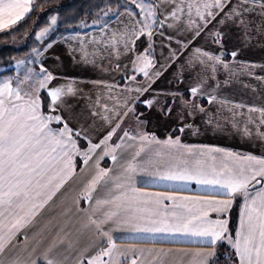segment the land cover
I'll return each mask as SVG.
<instances>
[{"label":"snow or ice","instance_id":"snow-or-ice-1","mask_svg":"<svg viewBox=\"0 0 264 264\" xmlns=\"http://www.w3.org/2000/svg\"><path fill=\"white\" fill-rule=\"evenodd\" d=\"M34 7L33 0H0V31L22 21ZM96 12L91 22H77L81 28L95 26L96 33L74 32L72 39L79 44L73 52L78 51L83 62L94 65L105 55L125 60L123 78L128 81L123 86L91 81L105 85L103 95L97 90L89 105V114L102 121L99 129L96 119L86 126L84 114L75 107L73 98L79 91L75 78L57 76L42 62L41 56L51 43L32 48L31 59L16 61L17 69L26 67L22 78L18 73L14 78L0 79V264H69L73 251V264H185L169 261L164 249L118 245L113 229L120 227L143 239L183 234L186 239L198 238L212 246L227 241L235 257L233 264H264V155L186 144L179 136L160 139L141 128L146 121L138 118L134 129L121 127L129 111L135 113L137 102L152 106L154 98L141 101L140 96L172 62L182 58L179 67L181 71L186 68L193 81L187 90L189 97L186 99L183 92L165 93L173 97V103L179 96L181 120L182 113L194 116L199 112L211 123V115L203 106L206 99L209 104H219L218 113L230 112V123L239 128L235 117L241 113L236 109L247 107L242 134L251 135L253 130L248 125L254 124L255 133L264 138V107L243 105L217 95V73L221 67L228 69L222 58L221 26L234 25L246 38L253 27L264 31V0H125L123 4L116 0L115 8L112 0H105ZM48 20L46 26L34 29L38 41L44 40L57 24L58 16L52 14ZM213 21L215 24L208 28ZM206 28L205 35L221 46L218 52L192 45ZM157 37L163 38L162 62L157 59ZM173 41L178 47L173 48ZM230 55L235 57L236 52ZM32 65H39L38 70ZM115 67L120 68V63ZM121 87L123 94L113 95ZM171 107L167 105L168 111ZM253 112L259 114L255 119ZM118 129V138L113 141ZM151 145L158 147L152 149ZM146 148L150 154L140 159ZM118 150L127 153L120 157L124 159L120 170L101 167L105 157L117 161ZM77 158L82 161V172L92 169L76 198L89 204L82 209L86 222L75 231L55 227L51 220L37 226L41 211L74 179ZM145 165L155 166L151 175L157 184L184 190L188 182L195 181L211 195L179 196L138 188L133 177L138 171H146ZM98 186L104 192L94 198ZM238 196L239 221L230 229L227 213ZM210 213H215V218ZM85 233L87 240L81 243ZM188 255L186 264H209L214 250Z\"/></svg>","mask_w":264,"mask_h":264},{"label":"crops","instance_id":"crops-1","mask_svg":"<svg viewBox=\"0 0 264 264\" xmlns=\"http://www.w3.org/2000/svg\"><path fill=\"white\" fill-rule=\"evenodd\" d=\"M114 24L115 21H112ZM256 23H260V18H256ZM215 21L208 25L212 28ZM201 33L192 41V45H197L205 50L219 51L220 45L212 42L211 37L205 35L208 31ZM221 31L224 32L222 37L223 43V59L228 63V69H221L217 73V78L220 81L217 95L227 98L243 105H250L255 107H264V31H259L253 27L248 37H245L244 32L234 25L228 24L221 26ZM85 34H95L96 27H90ZM74 32L63 35L62 37L50 42L51 47L47 48L41 56L42 62L46 67L57 76H64L75 78L74 84L77 87L78 95L74 97L75 107L81 111L86 118V126L90 124L93 119H96V127L99 129L102 121L94 118L89 114V105L94 102L97 90L103 95L104 84H93L91 81L101 80L107 82H115L123 86L128 83L123 77L125 76L124 65L125 60L116 61L115 58H109L105 55L103 58H97L95 65L92 63H85L80 59V53L73 52V48L78 47V40H73ZM162 37H157L156 54L160 61ZM49 44V43H47ZM173 48L178 47L173 41ZM164 55H168L167 47L163 49ZM236 52V56L232 57L230 53ZM187 55V52L184 53ZM75 56V59H74ZM120 63V68L115 67V63ZM162 62V61H160ZM183 63L182 58H177L172 62L162 75L156 79L149 91L144 92L140 96V100L146 98H154L152 106H147L141 102H137L135 113L131 110L128 116L122 123V128L134 129L137 118L141 121H146V124H141L140 127L155 135L160 139H165L168 135L172 137L179 136L183 143L191 145H214L224 148L232 149L237 153H253L255 155H264V138H261L255 133V125L249 124L251 128V135H243L242 129L244 122L247 119L248 108L236 109L241 115H237L235 119L239 122L240 127L234 128L230 123L232 114L227 110L217 112L219 108L218 103L209 104L206 99L203 101V106L211 115L212 122L208 123L207 118L203 113L197 112L194 116H188L186 113L184 119H180L178 109L180 108L179 96L176 97V103H173V97L166 95L168 91H175L177 93L183 92L185 98L189 97L188 88L193 84L189 78L187 69L181 71L179 65ZM38 70L39 65H34ZM183 79H180V76ZM138 80H143L142 76H138ZM227 81V83H225ZM123 94V88L115 89L113 95ZM91 98V99H90ZM111 103V102H110ZM167 105H171V111H168ZM253 118L258 117L257 112L251 113ZM224 117H228L225 120ZM190 125V126H188ZM183 126V131L180 128ZM103 131V129H101ZM120 130L113 136V141H116ZM95 142L96 135H93ZM156 145H151L150 148L155 149ZM128 151H131L129 149ZM149 149H145L141 153L140 159H146ZM126 152L118 150V159L113 162L110 157H105L100 161L101 167H108L114 172L119 171L124 159L120 158L126 156ZM77 169L73 180H69L64 187L57 192L50 201L49 205L41 211L38 218V224L44 221L51 220L55 227H64L67 229H76L81 227L82 223L86 222V213L82 209L89 207V204L80 198L77 202L76 198L80 189L86 183L92 174V169L81 171L82 161L77 158ZM146 171H138L135 173L133 179L136 187L146 189L149 192L177 194L179 196H190L206 198L211 194L201 190L195 181L188 182V188L179 190L174 187H168L165 184L155 183V177L151 175L154 170V165H145ZM104 190L98 186L96 192L93 193L95 198L97 195H103ZM241 198L238 196L234 200L231 208L227 213L229 220V228L234 229L239 221ZM166 204L170 201L165 200ZM215 218V213H210ZM32 228L28 230L31 235ZM87 233L81 243L87 240ZM113 236L116 238V243L121 246H136L142 248L164 249L169 255V261L187 262L190 259L189 253H194L198 250L213 249L214 255L209 257V264H233V250L228 245L227 241H218L215 246L207 243H201L198 238H184L183 234H162L157 236L155 240L143 239L136 236L125 228H114ZM23 237H21V240ZM106 246V245H105ZM91 251V250H90ZM228 254V255H227ZM76 253H71L69 264H73V259ZM224 258L220 260V258Z\"/></svg>","mask_w":264,"mask_h":264},{"label":"trees","instance_id":"trees-1","mask_svg":"<svg viewBox=\"0 0 264 264\" xmlns=\"http://www.w3.org/2000/svg\"><path fill=\"white\" fill-rule=\"evenodd\" d=\"M105 0H33L34 10L22 21L17 22L12 28L0 31V65L21 58L28 53V48L21 46L15 47L13 40L15 38L30 40L34 35V29L46 26L49 23L48 17L52 14L58 16V22L55 25L56 34L50 37L47 43H50L65 34L88 29H81L77 23L79 20H91L97 14V6L103 7ZM125 0H120L123 4ZM113 7H116V0H112ZM90 28V27H89ZM7 33V34H6ZM5 70L0 71V75ZM224 258H220L223 260Z\"/></svg>","mask_w":264,"mask_h":264},{"label":"rangeland","instance_id":"rangeland-1","mask_svg":"<svg viewBox=\"0 0 264 264\" xmlns=\"http://www.w3.org/2000/svg\"><path fill=\"white\" fill-rule=\"evenodd\" d=\"M89 27H93V26H89ZM88 27V28H89ZM56 26H54L52 29H50V31L48 32L47 36L44 38V40L38 41L35 37V35L32 36V38L30 40L27 39H20V38H15L13 40V44L15 47H21L24 45V47L28 48V53L25 54V56L21 57V58H16L12 61H10L7 64L4 65H0V71L5 70L1 75H0V79L7 77V76H11V77H16L17 74L19 73V75L21 76V78L23 77L24 72L26 71V67L24 65H21L19 69H17L16 66V61L17 60H22L25 58L31 59L32 58V54H31V50L32 48H39L41 47V45H46V41L54 36L56 34ZM81 28V27H80ZM88 28H81V29H88ZM32 67H34V65H32ZM228 255V254H227Z\"/></svg>","mask_w":264,"mask_h":264}]
</instances>
